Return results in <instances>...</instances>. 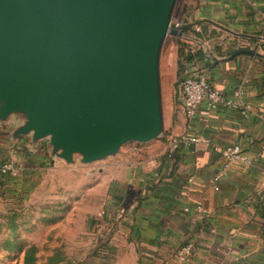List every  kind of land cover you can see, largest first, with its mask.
Wrapping results in <instances>:
<instances>
[{
  "label": "crops",
  "instance_id": "1",
  "mask_svg": "<svg viewBox=\"0 0 264 264\" xmlns=\"http://www.w3.org/2000/svg\"><path fill=\"white\" fill-rule=\"evenodd\" d=\"M181 2L172 22L197 23L200 37L191 29L182 40L205 54L187 73L205 77L225 98L236 99L242 91L240 100L250 111L242 117L220 107L206 114L200 106L188 120L179 93L162 138L98 166L95 186L104 189L106 214L119 223L136 264H175V251L189 243V264H264V0H192L188 17ZM170 38L176 61L178 39ZM16 126L0 125V164L17 169L0 189L26 197L24 191L67 165L43 144L35 149L29 138L13 140ZM180 136L199 141L180 145L168 157L169 141ZM234 147L251 164L231 163L222 170L221 152Z\"/></svg>",
  "mask_w": 264,
  "mask_h": 264
},
{
  "label": "water",
  "instance_id": "2",
  "mask_svg": "<svg viewBox=\"0 0 264 264\" xmlns=\"http://www.w3.org/2000/svg\"><path fill=\"white\" fill-rule=\"evenodd\" d=\"M177 0H0V125L66 165L163 134L159 53ZM252 56V51H241Z\"/></svg>",
  "mask_w": 264,
  "mask_h": 264
},
{
  "label": "rangeland",
  "instance_id": "3",
  "mask_svg": "<svg viewBox=\"0 0 264 264\" xmlns=\"http://www.w3.org/2000/svg\"><path fill=\"white\" fill-rule=\"evenodd\" d=\"M181 4L177 0L173 18ZM172 49L168 36L158 62L163 123L180 93ZM153 142L127 143L103 161L60 168L35 190L24 191L26 197L0 189V264H136L119 223L107 215L104 189L96 188L94 172L118 154L142 151Z\"/></svg>",
  "mask_w": 264,
  "mask_h": 264
},
{
  "label": "built area",
  "instance_id": "4",
  "mask_svg": "<svg viewBox=\"0 0 264 264\" xmlns=\"http://www.w3.org/2000/svg\"><path fill=\"white\" fill-rule=\"evenodd\" d=\"M175 28H180L179 23H171ZM264 25V14H263ZM198 31V28L195 29ZM179 92L182 97L183 113L186 119L192 120L196 115V110L200 106H204L205 113L225 107L238 112L242 117H246L250 111L249 105L240 100L242 91L235 92L236 99L225 98L216 88H214L205 77L189 75L179 83ZM199 140L195 137L180 136L172 138L168 143L167 155L170 157L176 152L180 145H187L189 143H197ZM264 155V150L261 151V156ZM223 159V169L227 170L231 163H241L245 166L251 164V160L243 155L239 148L234 147L230 150L221 152ZM17 169L10 163L0 164V186L2 180L7 176H16ZM264 178V172H263ZM218 180V177L214 179ZM194 251L193 244H185L180 246L174 254L175 264H189L191 263Z\"/></svg>",
  "mask_w": 264,
  "mask_h": 264
},
{
  "label": "trees",
  "instance_id": "5",
  "mask_svg": "<svg viewBox=\"0 0 264 264\" xmlns=\"http://www.w3.org/2000/svg\"><path fill=\"white\" fill-rule=\"evenodd\" d=\"M192 0H183V13L185 17H188L189 15V9L191 8ZM173 23H179V22H173ZM180 24V30L183 34L188 33L191 31L194 34L197 35V32L195 31L196 28H198V24H187L186 21H183V23ZM205 58V54L201 50H193L189 44L184 42L183 40H177L176 41V79L181 82L183 79L189 76L187 73L188 68L191 64H193L196 61L203 62ZM208 81V80H207ZM209 82V81H208ZM7 251V249L5 248Z\"/></svg>",
  "mask_w": 264,
  "mask_h": 264
}]
</instances>
